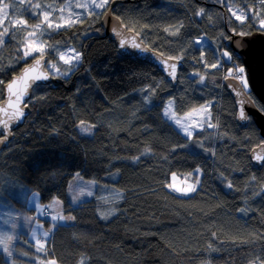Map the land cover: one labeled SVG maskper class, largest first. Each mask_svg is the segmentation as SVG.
Segmentation results:
<instances>
[{"label": "trees", "instance_id": "trees-1", "mask_svg": "<svg viewBox=\"0 0 264 264\" xmlns=\"http://www.w3.org/2000/svg\"><path fill=\"white\" fill-rule=\"evenodd\" d=\"M228 2L248 4L264 18L258 0H123L115 7L147 44L169 56H184L176 87L153 65L118 52L101 24L108 6L71 27H42L49 62L59 60V52L71 46L82 53V61L67 78L60 76V84L33 88L30 115L0 150V205L36 223L35 208L23 196L38 191L44 203L60 197L65 213L75 220L53 222L44 212L37 219L52 231L47 239L41 237L44 250L38 251L40 245L22 231L11 259L0 252V264H47L52 259L58 264L264 260V166L257 169L249 156L263 138L252 118L245 127L238 124L237 108L223 86L234 64L220 56L230 50L223 36L232 29L248 32L259 19L250 17L247 27L238 25ZM4 3L13 15L17 8L24 10L19 14L34 23L25 5ZM200 9L204 14L198 16ZM204 37L208 45L193 43ZM14 43L8 39L5 53H0V100L4 83L30 60L23 61L22 52L14 57ZM201 52L209 64L220 59L221 67H204ZM233 60L242 65L240 57ZM169 99L180 115L211 103L215 127L186 140L164 115ZM182 144L189 147H178ZM196 168L202 169L196 192L183 196L167 187L172 173L194 184L196 177L189 174ZM76 176L95 183L90 197L73 203L68 191ZM229 182L232 188L226 186Z\"/></svg>", "mask_w": 264, "mask_h": 264}, {"label": "rangeland", "instance_id": "rangeland-1", "mask_svg": "<svg viewBox=\"0 0 264 264\" xmlns=\"http://www.w3.org/2000/svg\"><path fill=\"white\" fill-rule=\"evenodd\" d=\"M96 3H100V0H96ZM19 4L20 6L25 5V9L30 14V16L34 19V23H30L25 17H23V15H20L19 13L21 12L23 14L24 10L17 8L14 15L8 9L7 17L4 19V22L0 24V33L4 32V28H8V34L3 37V43H0V53L3 52V50L7 46L6 43L8 42V39L10 40L13 39L15 43L11 48L13 49V52L15 53L14 57L16 56L18 52H22L23 54V52L27 50L26 46L28 43H33V46L43 45L44 51H46L47 44L42 39L41 34H40L42 33L40 32L42 27L47 25V22L43 21L44 12L51 13L49 19L54 24H62V25H65L63 27H67L66 21H68L69 19L73 21L74 23H77L83 20L86 16L90 15L89 13L94 14L95 12L98 13V11L102 10V9L95 8L91 0H23V3H22L23 5L21 3ZM77 4H85L87 5V7H82V8L77 7L76 6ZM37 5H39L40 7L37 8L36 7ZM229 5L231 6L233 11L237 12V14H242L240 11L241 9H243L244 13H247L248 8H252L248 4L236 6L233 3L228 2L227 3L228 9H229ZM33 13H36V15L34 16ZM229 13L231 15L230 11ZM2 15L3 14L0 13V16ZM231 17L233 20H235L234 16L231 15ZM246 20L243 25H241L240 21H237V20L235 21L236 23H238V25L242 27H247V25H245ZM16 21H24V23L23 24L14 23ZM37 25H40V27L37 28ZM257 25L260 27L259 20L257 22ZM197 40H201L200 45H208L207 39L205 37L204 39L198 38ZM70 48H74L76 51H79L75 47L71 46L68 49H65L60 52L68 53ZM38 54L40 53L35 52L31 56L27 57L26 59L33 58ZM26 59H22V60L24 61ZM231 62H233L234 64L233 68H235L236 66H239V64L237 65V62H235L234 60H232ZM50 64H55L56 68H50ZM64 66L65 64L60 59L57 61L48 62L49 70L53 74H56V75H59L57 74V69L59 70L60 73H63L62 68ZM67 71H68V68H67ZM209 104L211 103L200 105L194 108L193 110L180 115V114H177V112L175 111L174 102L172 101V99H169L165 104L164 110L165 108H169L170 115H174L175 119H179L183 125L188 126L190 130L192 131V135H193V133L199 130L209 129V127H207L208 121L206 120L207 112L202 111V108H208ZM211 107H212V104H211ZM211 107H210V114L212 116ZM171 122L174 125V122L173 121ZM201 123H203L204 125L202 128L197 126ZM174 126L183 133L182 128L176 125ZM213 128L214 127H212V129ZM173 174L175 175L173 176ZM171 180H172V183H174L178 188H184V187H187L189 184H193V181L187 179L185 176L182 177L177 173L171 174ZM92 183H95V182L91 180L83 179L80 176L74 177L70 185V189L68 191L70 200L73 203H78L79 201L90 197L94 189V185L92 186ZM33 194H35V199H33ZM23 197L25 200H27L28 206L35 208V212H34L35 215L33 216L35 217L34 220L37 221L36 223H32L33 219H31V216L23 214V212L19 213L20 211L17 212L12 207H8L6 205L4 206L0 205V239H3L5 234L13 237V239L8 242L9 250L12 253L14 252V244L16 243L17 237L22 231H27V233L30 234V239H33L35 242L37 239H39L41 241V244H43V240L41 239V237L43 236L44 232H49V236L51 235L52 233V231H50L51 229L47 228L43 221H38L37 219L39 218L38 216L44 217L43 214L46 208H48L51 211V217L60 216V215L73 216L71 213H65L64 201L60 197L56 196L51 201L46 202V203H44L41 200V195L38 191H32L29 194L24 195ZM69 221L57 220L53 222H59L63 224H68V223L73 222V220H69ZM13 225H15V227H13ZM45 239L47 238L44 237V240ZM2 247L3 246L0 245V252L4 254L6 259L8 260L11 259L13 255H11V257H8L7 254L2 251ZM200 264H212V263L209 260H206V261L201 262Z\"/></svg>", "mask_w": 264, "mask_h": 264}, {"label": "water", "instance_id": "water-1", "mask_svg": "<svg viewBox=\"0 0 264 264\" xmlns=\"http://www.w3.org/2000/svg\"><path fill=\"white\" fill-rule=\"evenodd\" d=\"M119 1L123 0H113L101 16V24L104 27V34L115 43L118 52L121 55L131 56L151 65L157 66V68L165 75V77L172 82L173 86H177L179 82L180 69L183 66V61L170 60L169 57L165 56L162 52L146 44L141 39L140 34L134 29L127 27L122 19L114 11V7ZM117 17H119V20H117ZM113 29H116L120 35H116L113 32ZM230 37L231 39H227L226 42L229 44L235 54L241 56L242 62L247 72L250 92L244 89L243 85H241L238 80H233L231 77H229L227 80L224 78L223 86L232 97L235 107L237 108L238 124L241 127H245L248 125L250 118H252L255 125L259 129L261 136L264 137V34L254 32L241 36L238 33L232 32ZM121 39L126 41V44L123 48H121L119 44ZM133 44H139L141 49H147V51H141L140 49L134 48ZM36 60H41V64L39 66L36 65ZM48 61V54H44L42 58L41 55L30 58V60H27L21 66L18 72L13 74L11 78L4 83L2 94L3 98L0 100V120H7L8 114L14 111V108L9 106V100L11 99L14 102L15 97H10L7 89L8 84L12 83L14 79L19 81V78L23 76L25 70L27 69H35V72L32 74L44 73L49 76L48 80H40L35 82L29 80L30 87L27 90V95L20 103V107H24V104H27V107L24 108L25 115L23 119L18 122H9V129L7 130V133L10 134H8L7 140L3 139L6 132L0 130V150L10 142V140L13 138L14 131L21 127L30 115L32 109L28 101L32 96L33 88L38 84L47 85L52 83L57 85L63 82V79L60 76L50 72L47 67ZM172 63L177 64L175 79L169 75V66ZM229 84L233 85V88H229ZM18 86L23 87L22 84H19ZM241 91L246 92L248 96L245 97L243 95H237V93ZM251 92L257 98V100L260 101L261 107L258 105L255 98L250 94ZM241 101H244V103L241 104ZM242 108L248 117L246 120H241L239 118V113ZM0 129H2V125H0ZM262 142L254 146L249 153L250 159L257 169H261L264 166V162H257L255 159H253V157L256 155L264 157V143Z\"/></svg>", "mask_w": 264, "mask_h": 264}, {"label": "snow or ice", "instance_id": "snow-or-ice-1", "mask_svg": "<svg viewBox=\"0 0 264 264\" xmlns=\"http://www.w3.org/2000/svg\"><path fill=\"white\" fill-rule=\"evenodd\" d=\"M17 2L19 3H23V0H17ZM91 2L94 4L95 8L97 9H104L106 8V6L109 4V0H100V3H96V0H91ZM218 3L224 4L227 2V0H217ZM259 5L264 6V0H258ZM77 7H87V5L85 4H77ZM37 8H39L40 6L37 5ZM247 7V6H246ZM8 9H9V5L7 3H4V0H0V13H2L3 15L0 16V24H2L4 22V19L7 17L8 15ZM229 11L231 12V15L235 17V20L240 21L241 25L244 24L245 20L250 18V17H255L259 19V23H260V30L264 31V18H260L261 16V12L259 11H253L252 8H248V12L244 13L243 9H241V13L242 14H237L236 11H233L231 6L229 5ZM91 15V13H89ZM97 15H99L100 13H96ZM204 14V9H200L199 12L196 13V15H202ZM33 15L35 16L36 13H33ZM51 13L49 12H44L43 13V21L47 22V29H59L65 25L62 24H54L50 19ZM117 20H119V17H117ZM14 23H18V24H23L24 21H16ZM72 23H74L73 21H71L70 19L68 21H66V26L71 27ZM40 25H37V28H39ZM182 27V25H181ZM180 31L179 27L176 29V32L173 33V35L178 34ZM233 32H235V29H232ZM113 32L116 35H120L119 32H117L116 29H113ZM8 34V28H4V32L0 33V43H3V37L5 35ZM43 35V33H41ZM241 36L246 35L247 33L245 32H240L238 33ZM34 35V34H33ZM223 36V34H222ZM223 38L225 39H231L230 36H223ZM195 45L199 46L201 44V40H196L193 42ZM120 47L123 48L126 44V41L124 39H121L119 41ZM134 48L140 49L141 51H147V49H141V46L139 44H133ZM27 50H25L23 52V56L21 57L22 59H26L27 57L31 56L33 53L35 52H39L41 55V58L44 55V46L43 45H37V46H33V43H28L26 46ZM220 56L222 58H227V61H232L233 60V55L232 53H230L227 50H222L220 52ZM59 59L61 61H63V63L65 65L69 66L68 71L60 73L59 70L57 69V74L64 76L65 78H67V76L69 75L70 72L74 71L75 68L78 66V64L82 61V53L79 51H76L74 48H70L68 53L65 52H60L59 53ZM170 60H174V61H180L182 59H184L183 55H177L174 57H169ZM200 62L204 65V67L206 68H211V69H218L219 67H221V60L217 59V61L215 63H207L204 61V54L203 52H201V57H200ZM36 65L39 66L41 64V60H36ZM50 68H56L55 64H50ZM170 71H169V75L175 79L176 77V72H177V64L176 63H172L170 66ZM168 70V69H166ZM35 72V69H27L25 70L23 76L21 78H19V81L17 80H13L12 83L7 85V89L8 92L11 96L15 97V101L13 102L11 99L9 100V106L14 108V111H12L10 114H8V118L7 120H0V125H2V129L6 132V134L4 135L3 139L7 140L8 138V134L7 130L9 129V122L10 121H20L23 119L25 113H24V108L27 107V104H24V107H20V103L22 102L23 98L27 95V90L30 87L29 84V80H31L32 82L35 81H40V80H48L49 76L47 74L44 73H38V74H32ZM228 72V76L225 77V79H229V77H231V79L233 80H238L240 82L241 85H243L244 89L248 88V80L246 78V76L244 75L245 73V68L243 66H236L235 68H228L227 69ZM205 81V76L204 75H200L199 76V82L200 83H204ZM22 84L23 87H19L18 85ZM229 88H233V85L229 84L228 85ZM15 88V90H14ZM154 91V89H153ZM237 95H243L245 97L248 96V94L246 92H238ZM252 102V101H250ZM171 103V102H170ZM244 101H241V104H243ZM210 107L211 104L208 105V108H202V111L207 112V116H206V120L208 121L207 123V127L212 128L215 127V125H213L210 121H211V114H210ZM164 115L169 118L171 121L174 122V125L179 126L180 128L183 129V134L185 136L186 140H191L192 137V131L190 130V128L188 126H185L181 123V121L179 119H175L174 115H170V109L169 108H165L164 110ZM239 118L241 120H246L248 119V117L246 116L243 108L241 109L240 113H239ZM83 123V122H81ZM198 127H203V123L197 125ZM82 132H89L90 129L89 128H82L81 129ZM264 143V142H262ZM178 147L180 148H188L189 145L187 144H182L179 145ZM200 147L203 148V143H200ZM147 152V150H145ZM173 151H175V149H173ZM207 151V150H206ZM138 159V158H136ZM253 159H255L257 162H264V157L256 155L253 157ZM202 173V169L200 168H196L194 170L193 173H190L189 176L195 175L196 177V181L194 184H189L187 187L184 188H178L174 183H169L167 185V187L169 189H172L174 192H177L183 196H187L190 193L196 192L197 191V185L200 184V174ZM175 174H173L174 176ZM254 179V178H253ZM228 188H232V184L231 182H229L226 185ZM254 195H261V193H255ZM33 199H35V194H33ZM239 211L244 212V209H239ZM52 221H69V220H75V217L73 216H53L51 217ZM57 225H53V227H56ZM13 227H15V225H13ZM51 231V230H50ZM213 235H215V233H213ZM43 236L45 238H47L49 236V232H44ZM13 239L12 236L5 234L3 239H0V245H2V251L4 253L7 254L8 257H11L12 252L9 250V244L8 242L11 241ZM36 244L40 245L38 251H43L44 250V246L41 244V241L39 239L36 240ZM7 264V261H6ZM48 264H57V261L55 259H52L50 261H48ZM251 264H264V260H260L259 258H257V260L252 261Z\"/></svg>", "mask_w": 264, "mask_h": 264}, {"label": "clouds", "instance_id": "clouds-1", "mask_svg": "<svg viewBox=\"0 0 264 264\" xmlns=\"http://www.w3.org/2000/svg\"><path fill=\"white\" fill-rule=\"evenodd\" d=\"M113 0H110L109 1V4L107 5V6H109L110 5V3L112 2ZM121 1H119L118 3H120ZM117 3V4H118ZM117 4H116V6H117ZM106 6V7H107ZM115 6V7H116ZM115 7H114V9H115ZM247 21V20H246ZM126 25V24H125ZM254 26H255V28L254 29H252L253 28V26H252V30L250 29V31H248V32H245V33H247V34H251V33H254V32H259V33H262V34H264V31H261L260 30V27L257 25V23L256 24H254ZM233 31H229V34L227 35V36H230L231 35V33H232ZM240 32H242V31H235L234 33H240ZM141 36V35H140ZM141 39H142V36H141ZM143 40V39H142ZM226 40L227 39H225L224 38V41H225V43L228 45V48L230 49V50H228L230 53H232V55H233V58H234V56H238V57H240V59H241V56L240 55H237V54H235V52L231 49V47L229 46V44L226 42ZM144 41V40H143ZM145 42V41H144ZM213 42H214V40H213ZM146 43V42H145ZM147 44V43H146ZM149 45V44H148ZM150 46V45H149ZM152 47V46H151ZM154 48V47H153ZM156 49V48H155ZM158 50V49H157ZM160 51V50H159ZM160 52H162V51H160ZM163 53V52H162ZM165 56H167V57H174V56H169V55H167V54H165V53H163ZM182 61H183V65H184V60L182 59ZM238 64H239V62H238ZM241 66H243L244 68H245V66H244V64H243V62H242V59H241ZM155 68H156V70L157 71H159L163 76H164V78L165 79H167L166 77H165V75L157 68V66H155V65H153ZM240 66V65H239ZM183 67V66H182ZM20 69V68H19ZM182 69V68H181ZM181 69H180V72H181ZM18 72V71H17ZM15 74V73H14ZM13 75V74H12ZM229 74H227L226 76H228ZM244 75L246 76V78H247V72H246V70H245V73H244ZM59 76V75H58ZM225 76V77H226ZM224 77V78H225ZM11 78V77H10ZM168 80V79H167ZM247 80H248V78H247ZM169 81V80H168ZM179 81H180V73H179ZM171 84H172V82L171 81H169ZM249 83V82H248ZM50 84H52V83H50ZM172 86H173V84H172ZM174 87H176V86H174ZM225 89V88H224ZM3 94V93H2ZM2 98H3V96H2ZM2 100V99H1ZM30 100V99H29ZM28 103H29V101H28ZM258 103V105L261 107V103H260V101L259 102H257ZM260 133V132H259ZM261 135V134H260ZM262 137V136H261ZM263 138V140L262 141H264V137H262ZM261 141V142H262ZM260 143V142H259ZM258 143V144H259ZM258 144H256V145H258ZM255 145V146H256ZM254 147V146H253ZM252 147V148H253ZM251 148V149H252ZM251 151V150H250ZM250 153V152H249ZM252 162V161H251Z\"/></svg>", "mask_w": 264, "mask_h": 264}, {"label": "built area", "instance_id": "built-area-1", "mask_svg": "<svg viewBox=\"0 0 264 264\" xmlns=\"http://www.w3.org/2000/svg\"><path fill=\"white\" fill-rule=\"evenodd\" d=\"M46 214H49V211H47V213Z\"/></svg>", "mask_w": 264, "mask_h": 264}]
</instances>
